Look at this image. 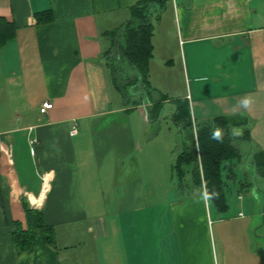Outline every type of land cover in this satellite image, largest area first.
<instances>
[{
    "label": "crops",
    "instance_id": "1",
    "mask_svg": "<svg viewBox=\"0 0 264 264\" xmlns=\"http://www.w3.org/2000/svg\"><path fill=\"white\" fill-rule=\"evenodd\" d=\"M141 1L0 0V17L16 26L0 47V264H264L258 190L251 199L239 194L224 213L194 185L195 192L168 191L166 203L144 207L136 204L138 177L130 207H121L124 177L101 174L105 165L113 169L111 149L135 146L129 124L107 126L104 119L131 110L122 104L126 88L116 84L111 61L118 79L141 84L138 71L114 50ZM47 10L53 20L37 23L36 13ZM162 13L174 41L154 32L151 89L157 91L160 66L177 65L184 86L176 101L189 102L194 124L220 116L245 123L253 150L264 151V0H171ZM140 89L142 99L151 94ZM46 101L53 107L43 114ZM160 114L153 109L154 117ZM240 147L248 155L251 144ZM112 195L113 201L103 199ZM24 200L44 211L54 239L47 242L37 229L32 247L19 251L13 233L17 221L26 227Z\"/></svg>",
    "mask_w": 264,
    "mask_h": 264
},
{
    "label": "trees",
    "instance_id": "2",
    "mask_svg": "<svg viewBox=\"0 0 264 264\" xmlns=\"http://www.w3.org/2000/svg\"><path fill=\"white\" fill-rule=\"evenodd\" d=\"M171 0H143L133 8L132 17L123 30L125 42L115 39L119 45L114 47L139 73L140 82L150 91L149 81L150 61L153 57L154 23L153 8L162 13ZM37 23L43 24L53 20L51 10L36 13ZM16 26L0 17V47L15 36ZM113 53L109 55L112 56ZM116 62L110 63L115 81L120 88L121 80L114 68ZM177 109L173 120L185 126L187 134L181 140L180 150L175 165L180 181L190 174L192 184L205 189L208 199L218 211L229 210L227 187L229 181L238 179L237 168L245 163L247 154L241 149V143L252 144L251 136L245 123H236L225 116L194 124L188 101H176ZM161 103H156L154 110H159ZM196 125V128H194ZM196 130V131H195ZM219 130L220 137L213 138V133ZM242 131L240 133V131ZM259 175V182L264 184V151H252L247 163ZM184 177V178H183ZM243 187H255L254 182L245 179ZM185 185H183L184 187ZM264 191V189H263ZM26 212V227L20 221L15 222L13 233L14 243L19 251H26L33 245L34 232L42 229L45 240L52 242L54 230L47 225L43 210L32 208L24 200Z\"/></svg>",
    "mask_w": 264,
    "mask_h": 264
},
{
    "label": "rangeland",
    "instance_id": "3",
    "mask_svg": "<svg viewBox=\"0 0 264 264\" xmlns=\"http://www.w3.org/2000/svg\"><path fill=\"white\" fill-rule=\"evenodd\" d=\"M162 15L163 13H161L158 8H153L152 17L155 27L154 32H156L158 37L168 35L169 38H172V41H174L173 37L175 32L172 34L173 29L171 22L169 21L170 18L168 19L167 16L164 18V20L160 21ZM120 42H125L124 37L121 38ZM110 57L111 59L115 57L118 58L119 55L117 53H113ZM119 65L121 70V67H125L123 70L124 73L130 74L131 77H138L137 72L131 69H126L127 66L125 64L119 63ZM160 68L161 70H158L157 73L158 77H156V80L159 84L156 85L157 91L153 90L151 94H145L143 99L141 98V93L145 92H142L140 89L141 86L143 87L142 83L139 84L140 86H136L135 83H133V85L127 84L126 79L125 81L121 80L123 83L122 85H124L123 88H126L127 96L126 102L123 101L122 104H125L127 109L131 110L117 115L115 119L110 117L104 119L107 126L118 125V123L122 125L129 124L130 129L134 132L135 146L133 149L130 148L129 151H121L118 147L117 149H111L110 168L113 167V169L111 171V169L109 170V165H105L103 166L101 172L103 176L114 174V176L119 177L120 179L124 177L123 181L118 183L119 187L121 188L119 199V206L121 207L124 205L130 207L129 204L131 203L129 195L130 192L134 190L135 187L133 185L135 184V181H137L138 177H141V180L139 181V191L142 192V197L141 202L136 204L142 205L144 207L153 206L155 202H157V204L163 205L166 203V201H168L166 196L167 193H165L168 191L171 192L172 196L175 194V192L185 191L188 194L198 190V188L191 187L193 184L191 182V178L188 175L185 178L183 177V181H180L175 169V165L177 164L176 158L180 150L181 140L186 134L185 126L173 120L174 113L176 112L175 103L179 98L178 96L182 94V87L184 86L183 76L181 75L177 65H175L172 69H167L166 67L161 66ZM123 71H120L122 72L121 79H123L125 76ZM167 76L170 79L169 82L174 84V90H171L169 89L170 87H167V84L165 83V78ZM112 91L115 99L117 101L121 100V93L114 84L112 86ZM166 95L169 97L168 100L164 99L166 98ZM144 99L146 100L147 104H150L151 100H154L155 104L161 103V106L158 110V113L161 114L158 118L153 116V108L155 105L145 107V105H143ZM137 100H140L141 103L139 104L141 105L136 108L134 104ZM142 111H144V115L142 114ZM237 172L238 179L236 181L230 180L227 187V197L230 204L235 200V198L239 196V194H241L244 198L247 197L251 199L252 196H255L254 193L256 189H258L256 186L254 189L250 187L245 188L241 184V181H244L245 179H248L255 184L256 174L248 164H240L237 168ZM153 179H157L158 181L155 182ZM183 185L185 186L183 187ZM259 188L260 189L258 193L263 197L261 198L263 203L264 184L259 182ZM122 191L125 193V196H121ZM149 192H154L156 197H150ZM103 199L113 201V195L110 196V198L103 197ZM94 201H98V205H100L96 206L95 208H100L102 203V195L95 197ZM136 202H139V200ZM110 205H112V203ZM212 208L214 210L217 209L213 204ZM237 230L241 232L243 229L238 228ZM261 231H264L263 227L261 228ZM254 232L255 229L252 230V235L255 238ZM255 248L260 249L259 246H255Z\"/></svg>",
    "mask_w": 264,
    "mask_h": 264
},
{
    "label": "water",
    "instance_id": "4",
    "mask_svg": "<svg viewBox=\"0 0 264 264\" xmlns=\"http://www.w3.org/2000/svg\"><path fill=\"white\" fill-rule=\"evenodd\" d=\"M147 117L149 118V116L147 115ZM253 151V145L251 144V147H250V150H249V153H248V155L246 156V159H245V164H247L248 163V160H249V158H250V155H251V152ZM255 174H256V177H255V186L258 188V189H256V190H258L259 191V175L255 172ZM256 192V191H255ZM264 219V218H263ZM263 222H264V220H263ZM255 233H257V229L255 230ZM262 237V236H261ZM263 239H264V237H262Z\"/></svg>",
    "mask_w": 264,
    "mask_h": 264
},
{
    "label": "built area",
    "instance_id": "5",
    "mask_svg": "<svg viewBox=\"0 0 264 264\" xmlns=\"http://www.w3.org/2000/svg\"><path fill=\"white\" fill-rule=\"evenodd\" d=\"M52 107H53L52 103L49 102V101H46V102L43 103V106H42V108H41V112H42L43 114H44V113H47V111H48L49 109H51ZM195 131H196V130H195ZM71 132H72L73 135H74V134H77V133H78L77 127L75 126Z\"/></svg>",
    "mask_w": 264,
    "mask_h": 264
},
{
    "label": "clouds",
    "instance_id": "6",
    "mask_svg": "<svg viewBox=\"0 0 264 264\" xmlns=\"http://www.w3.org/2000/svg\"><path fill=\"white\" fill-rule=\"evenodd\" d=\"M249 103V101L245 100L244 104L245 106H247V104ZM220 137V132L219 130H217L216 132L213 133V138H219Z\"/></svg>",
    "mask_w": 264,
    "mask_h": 264
}]
</instances>
